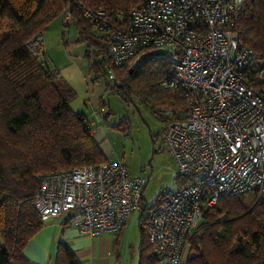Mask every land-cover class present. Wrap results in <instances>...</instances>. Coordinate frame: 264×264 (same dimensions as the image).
<instances>
[{
  "label": "built area",
  "instance_id": "built-area-1",
  "mask_svg": "<svg viewBox=\"0 0 264 264\" xmlns=\"http://www.w3.org/2000/svg\"><path fill=\"white\" fill-rule=\"evenodd\" d=\"M237 10V0H147L125 28L108 30L113 66L138 59L144 49L173 63L161 87L178 92L185 108L179 118L159 110L158 139L187 182L150 205L148 179L132 176L123 160L43 175L35 200L43 222L68 214L82 233L99 237L119 233L136 212L160 259L185 264L190 239L221 198H264V61L233 33ZM84 15L96 28L108 27L104 12ZM43 38L27 44L35 55ZM106 71L112 84H121L113 68Z\"/></svg>",
  "mask_w": 264,
  "mask_h": 264
},
{
  "label": "trees",
  "instance_id": "trees-1",
  "mask_svg": "<svg viewBox=\"0 0 264 264\" xmlns=\"http://www.w3.org/2000/svg\"><path fill=\"white\" fill-rule=\"evenodd\" d=\"M146 1L0 0V264H31L23 250L44 227L35 207L43 175L109 160L86 114L72 108L76 90L27 47L64 9L77 27V42L86 47L94 82L106 81V68L111 67L121 84L107 83L108 91L117 89L126 102L132 95L140 97L161 121L159 110L182 116L185 100L161 87L171 76L168 58L144 49L138 59L113 66L109 56L108 30L125 28L132 10ZM86 10L104 12L106 30L96 28ZM232 31L264 61V0L238 2ZM186 182L178 176L179 186ZM139 230V264L166 263L155 253L141 217ZM53 264L82 262L60 243ZM185 264H264V198L254 193L221 198L190 239Z\"/></svg>",
  "mask_w": 264,
  "mask_h": 264
},
{
  "label": "rangeland",
  "instance_id": "rangeland-1",
  "mask_svg": "<svg viewBox=\"0 0 264 264\" xmlns=\"http://www.w3.org/2000/svg\"><path fill=\"white\" fill-rule=\"evenodd\" d=\"M65 24L69 26L65 27ZM40 33H44V46L39 52L41 60H45L50 69L59 70L61 77L78 92L72 108L80 112L79 106H82L90 115L93 114L92 104L88 103L87 109L84 103L88 99L87 80L93 79L95 74L89 70L90 61L86 58L85 45L77 42L78 30L71 14L64 9L46 31H40L35 36ZM44 52L45 55L42 56ZM104 103L109 114L105 117L95 115L92 122L106 134V141L113 150L109 159L123 160L132 176L148 179L144 199L150 205L168 190L177 189L179 183L176 163L169 152L160 151L158 134L162 122L153 110L136 95H132L126 102L117 89L106 94ZM130 221L126 230L123 259L125 264H137L139 255L135 245L139 243V214L135 212ZM52 257L51 264L55 255Z\"/></svg>",
  "mask_w": 264,
  "mask_h": 264
},
{
  "label": "crops",
  "instance_id": "crops-1",
  "mask_svg": "<svg viewBox=\"0 0 264 264\" xmlns=\"http://www.w3.org/2000/svg\"><path fill=\"white\" fill-rule=\"evenodd\" d=\"M107 83H111L107 77L106 81L100 82H94L92 78L87 80L88 99L85 101L84 105L88 109L87 104L91 103L94 108V113L90 115L89 112H86L87 110L82 108V106H79V110L86 114L92 125V121L95 120V115L97 116L100 114L105 117L107 113L105 107L106 104H104V106L100 105L101 102L104 101L106 94L110 92L106 88ZM73 88L76 90L75 87ZM94 127L95 132L93 133V137L95 141L100 144L101 150L109 159V155L113 150L106 141V134L99 130L97 126ZM130 219L128 222H131ZM128 224L129 223L124 226L123 231L119 234H105L99 237H91L82 233L80 229L73 224L69 215L64 214L57 219H49L44 222L42 231L32 238L24 248L23 256L31 264H51L52 256L53 254L56 256L60 243H65L69 249L74 252L75 257L82 262V264H125L123 250L126 242V230ZM138 233L139 243L137 242L135 246L137 247L138 255L140 256V230ZM188 255L189 248L186 252V262ZM139 256L137 257V264H139Z\"/></svg>",
  "mask_w": 264,
  "mask_h": 264
}]
</instances>
